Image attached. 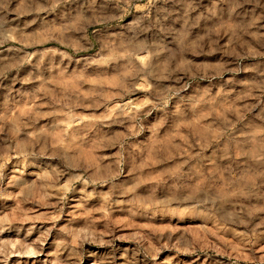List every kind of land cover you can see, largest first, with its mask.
Masks as SVG:
<instances>
[{"label": "rangeland", "instance_id": "obj_1", "mask_svg": "<svg viewBox=\"0 0 264 264\" xmlns=\"http://www.w3.org/2000/svg\"><path fill=\"white\" fill-rule=\"evenodd\" d=\"M0 264H264V0H0Z\"/></svg>", "mask_w": 264, "mask_h": 264}, {"label": "bare ground", "instance_id": "obj_2", "mask_svg": "<svg viewBox=\"0 0 264 264\" xmlns=\"http://www.w3.org/2000/svg\"><path fill=\"white\" fill-rule=\"evenodd\" d=\"M3 40V39H2ZM3 43V42H1ZM12 45V44H11ZM13 46V45H12ZM11 46V47H12ZM257 56L258 52L256 51H251V50H247L245 52H241L240 54H237V57H248V56ZM259 56V55H258ZM235 62V61H234ZM228 63V62H227ZM227 63H221L219 62L218 65H216L213 69L204 71L201 76L203 78H212L214 79V81H212L213 83H219L221 80L223 75L228 72V71H239L241 70L243 67L235 64V65H228ZM241 65V64H240ZM233 66V67H231ZM244 69V68H243ZM242 69V70H243ZM227 81V80H226Z\"/></svg>", "mask_w": 264, "mask_h": 264}]
</instances>
